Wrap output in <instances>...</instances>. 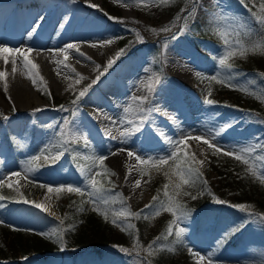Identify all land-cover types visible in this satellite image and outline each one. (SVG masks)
I'll return each instance as SVG.
<instances>
[{
    "label": "rangeland",
    "instance_id": "374dc122",
    "mask_svg": "<svg viewBox=\"0 0 264 264\" xmlns=\"http://www.w3.org/2000/svg\"><path fill=\"white\" fill-rule=\"evenodd\" d=\"M96 2L95 5L98 7L90 8L96 13L95 19L105 20L110 24L109 31H103L99 35L100 39L113 41L109 44L114 53L110 57L114 58L116 53L124 47L132 49L115 59L111 67H108L107 63L101 64L97 69L91 65L95 68V71L90 74L93 80L88 78L89 81L88 79L80 81L75 86L67 88L66 91L59 90V83L52 87L40 86L38 88L40 96L36 95L35 99L37 103L46 107V111L27 112L22 117L11 119H5V117L15 115L16 107H13L10 112L0 111V180L3 179L4 185L13 190L23 203L30 204L36 201V204L42 206L38 209L44 214V217L29 218L25 221L18 218L11 219L4 214L0 216V220L7 219L14 227H21L33 234L54 233L50 218H58L59 208L65 204L70 194H75L67 191L49 193L47 188L41 185L53 187L76 185L84 188V177L73 172L69 167L68 153L73 151L78 144L84 143L85 138L87 142H94L97 147L86 149L82 151V154L92 156L93 151H102V156L107 157L106 163L115 173L113 180L126 198L132 212L143 207L150 200L152 191L140 170L143 164L136 161L135 156L129 159L125 155L126 157L123 156L126 161L124 165L127 167L120 168L114 159L115 155H112L116 148L115 142L124 138L116 133L106 135L93 132L80 123V119L75 118L76 116L89 117L95 111L97 107L89 102V99L100 95L99 91L102 94L105 93L103 97H108L109 91L102 87L103 82L118 75V69L131 62L132 57L139 52L148 62L150 77L159 76L160 82L155 85L158 88L177 86L173 85L171 76L165 68L167 56L177 55L178 49H181L185 52L182 58L193 59L194 63L191 64V71H193L185 76L186 81L182 88L183 95L191 102L192 108L184 109L181 103L173 102L171 106L164 104L160 111L162 115L159 120L158 117L154 118L156 121L154 125L151 124L152 128H146L143 124L142 133L139 132L126 139V143H130L129 149L135 154L145 159L168 157L173 151V146L180 140H184L183 144L178 145L177 156L180 164L188 167L184 161L193 158L203 161V164L194 163L192 166L202 173V180L206 181L204 185L208 193L215 195L219 181L217 174L209 167L211 147L204 143V139L198 141L195 137L205 138L224 151H237L248 145H264V114L247 107L249 104L247 99L251 92L264 93V83L260 81V78L256 80V77L248 71L235 67L233 59L238 55L228 61L233 65L232 69L222 68L218 64L219 57L223 56L226 51L224 39L232 42L237 39V32L241 34L246 30L253 31L257 17L264 15V9L260 7L264 4V0H244L243 3L241 0H148L146 6L138 5L133 0H96ZM182 9L186 10L183 16H187L188 11H192L193 15L187 21V30L179 34L177 39H172L173 35L180 33V29L184 27V19H177ZM221 13L229 19L221 22L219 20ZM110 17L117 19H110ZM165 27L170 30L160 31ZM200 30L204 35L199 33ZM122 33L126 35L119 36ZM137 33L142 40L137 39ZM120 39L124 41L123 46H120ZM165 42L168 44L167 49L163 48ZM185 48H187L186 51ZM174 65V61L171 60L170 68H174ZM197 73L200 75L197 76ZM213 75H218L227 83L211 80ZM64 76L71 78L68 75ZM97 77H99L98 81L93 84L92 81L97 80ZM89 84L92 86L87 94L73 104L72 101L76 99L79 92ZM240 87L248 89L249 92L239 89ZM167 91L171 92V90ZM161 97L166 102V93H163ZM206 98L212 99L215 103L212 105L204 103ZM236 98H239V103H236ZM257 100L260 99L257 98ZM262 102L264 104V101ZM61 106L67 111H62ZM167 106L169 111L175 112V115L167 114ZM161 116H164L165 120H162ZM65 119L71 122L69 126L63 124ZM169 120H178L176 122L178 124H173ZM226 125L231 126L225 127ZM62 127L64 128L63 133H61ZM169 128L175 130L168 131ZM217 132L220 135H216ZM113 136L116 139H112ZM46 147L47 153L42 154V150ZM78 150L81 149L78 148ZM56 152L63 153L56 163L45 162V155H52ZM220 154H223V151ZM37 155L41 156V160L33 165L37 170L31 173L26 172L25 162ZM258 156L264 157V148L257 149L247 157L250 161L248 167L251 172L259 171L264 165V159L257 160ZM128 168L131 169L130 174ZM13 173H20V175L15 176L12 175ZM137 179L142 181L139 187L134 186ZM37 187L40 192L34 193ZM210 210L219 218L216 231L218 238L229 233L236 222L243 223L244 245L235 252L218 251L212 244L203 242L201 237L203 233L200 235L201 238L194 237L195 222L192 218H181V226L186 229L182 240L198 243L190 250L191 258L196 263L200 264L197 254L206 258L204 263H207L209 253H211V260L215 262L221 257L251 262L263 257V253L257 248V241L264 229V223L249 216V213L253 211L251 207L247 206V210L242 211L237 207L215 201L211 204ZM202 224L203 230L206 231L213 225V221L212 219L203 220ZM167 227L164 234H166ZM174 241V234L167 240L161 239L157 243L165 245V250L151 256L147 251L142 253L141 250L139 255L136 251L124 253L127 264H143L141 259L146 264H162L166 260L167 248L172 247ZM147 257L155 261H149Z\"/></svg>",
    "mask_w": 264,
    "mask_h": 264
},
{
    "label": "trees",
    "instance_id": "16d2710c",
    "mask_svg": "<svg viewBox=\"0 0 264 264\" xmlns=\"http://www.w3.org/2000/svg\"><path fill=\"white\" fill-rule=\"evenodd\" d=\"M199 33L204 35L202 30ZM244 33H241L239 38L247 43H252L258 38L264 37V26L256 23L251 31L253 35L250 39ZM125 35L126 33L119 34L121 37ZM123 44L124 41L120 39V46ZM124 49H126L124 53L126 54L132 48L124 47ZM233 61L235 67L248 71L256 77V80L260 78V81L264 83V54L249 52L247 55L234 57ZM239 89L245 88L240 87ZM239 101V98H236V103ZM247 101L249 102L247 107L264 114V104L261 99L257 100L256 96L250 94ZM93 147H97L94 142H82L69 152L70 169L79 175V167H84L85 170L91 168L93 172L98 170L101 175L97 179L101 180L104 185V195L110 196L116 201L104 207H107L110 212L113 209L118 211L121 208H129L123 193L113 180V175L108 177L104 173V169L99 167L98 162L93 165L92 159H86V157L102 156V151L95 150L92 156L82 154V151ZM78 148L81 149V152ZM209 155V167L217 174L219 181L215 195L208 193L203 180H197L193 187L182 186L179 190L176 189L175 185L180 183L179 178L175 175L177 164L187 168L180 164L178 156L168 160L166 164L159 165V171L151 163L143 164L140 170L152 191V196L146 205L153 203L154 196L158 197V200L154 203L153 208H145L144 205L134 211L143 210V213L139 218H129L127 223L133 225L131 229L121 230L120 227L113 225L111 214L106 222L101 215L92 210V205L83 203L89 199L87 193L84 196L78 193L70 194L65 204L59 208V217L50 218L54 233H62L65 249L60 250L55 235L49 238L47 235L33 234L21 227H14L6 219L0 223V264H127L124 252L114 246L127 248L130 253H133L134 238L138 237L139 243L142 245L141 251L144 253L147 246L156 237L164 234L165 228L174 219L171 213L163 210L159 216L153 215L157 209L161 208V205L167 207L169 197H172L174 203L189 210L188 217L195 222L194 237H202L203 242L212 244L218 251L235 252L239 250L244 245L243 227L234 233L229 232L228 238L221 242L224 236L218 238L216 235L219 218L210 210L211 204L219 199L225 201V203H221L223 205H247L253 209L252 213L264 214V183L252 175L248 164H244L234 157L216 153L214 148L209 149ZM104 166L113 172L106 161H104ZM165 185H168V196L164 194ZM109 189L110 191H108ZM185 190L190 195L178 194ZM39 192L37 187L34 193ZM192 196L196 198L193 199ZM0 197H4V199H0V216L6 214L11 219L18 218L23 221L29 218L44 217V214L35 206L36 201L30 204L23 203L13 190L4 185L3 179L0 180ZM81 207L85 210L80 211ZM207 219H212L213 225L205 231L202 221ZM127 223L125 227H127ZM241 224L242 222H236L234 227ZM197 245L198 243L194 244L189 240H182L179 243L174 241L172 248H175V251L166 250V260L162 264H198L191 258L189 252ZM257 248L263 253V257L253 262L221 257L216 262L212 261V264H264V229L257 241ZM148 260L155 261L151 258ZM141 262L146 264L143 259Z\"/></svg>",
    "mask_w": 264,
    "mask_h": 264
},
{
    "label": "bare ground",
    "instance_id": "6f19581e",
    "mask_svg": "<svg viewBox=\"0 0 264 264\" xmlns=\"http://www.w3.org/2000/svg\"><path fill=\"white\" fill-rule=\"evenodd\" d=\"M89 3L97 4L96 0H88V3L85 0H0V47L13 50L19 48L22 52L27 53L28 59L38 66L30 71L31 66L29 65L28 68L24 66V57L20 53L14 51L0 53V70L6 69L7 71L5 79L0 80V111L10 112L13 107H16L17 110L15 115H8L7 118L22 117L27 112L37 113L34 111L35 109L46 111V107L37 103L35 99L36 95L40 96L38 92L40 86L52 87L59 83V90L66 91L67 88L76 85L81 75L84 79L80 81L88 78L93 80L90 74L101 64L107 63L109 57L114 54L110 45L105 43L108 40L99 38L103 31H109L110 24L105 20L95 19L96 13L90 9ZM34 28L35 31H33ZM67 44L77 45L80 51L90 59L80 57L74 50H70L69 59L64 60V53L59 50ZM28 49H32V51L28 52ZM184 54V51L178 49L177 55L166 57L165 68L171 76L173 85H177L175 88H172L174 86L163 88L155 86V92L149 94L141 84V81L146 84L147 78L150 77L148 62L139 52L132 57L131 62L118 69V75L103 82L102 87L109 91L108 97H103L105 93L102 94L99 91L100 95L89 99V102L97 107L95 111L89 117L76 116L75 118L80 119V123L86 125L93 132L106 135L110 132L120 136L124 129L130 127L126 123L121 124L120 120L125 115L124 108L126 106L135 107V101L131 100L132 96L149 95V100L143 105L146 110L151 109L145 113L147 119L144 126L146 125V128H152L151 124H155V117H158L159 120L164 104L171 106L170 104L173 102L181 103L184 109H191V102L183 95L182 88L186 81L185 76L190 75V72L193 71H191V64L194 63V60L183 59ZM4 56L8 57L7 65L4 62ZM12 60L16 61L17 70L15 73L11 71ZM58 60L62 63L58 64L56 62ZM171 60L175 63L174 68L169 66ZM91 65H94L95 68ZM57 72L60 74L57 75ZM36 73L39 75H35ZM64 75L71 78H65ZM33 79L36 80L35 84ZM167 90H171V92ZM163 93H166V102L161 97ZM150 106L152 108H149ZM168 106L167 114H174L175 112L168 110ZM128 118L135 119L136 117L129 114ZM161 119L165 120V117L161 116ZM177 121L169 120L176 125ZM142 130L139 132L142 133ZM173 130L175 129L169 128L168 131ZM115 143L116 148L113 153L117 154L114 159L120 168L127 167L124 165L126 163L124 158L127 151H131L130 143L122 142L121 139ZM121 149L125 151H120Z\"/></svg>",
    "mask_w": 264,
    "mask_h": 264
},
{
    "label": "snow or ice",
    "instance_id": "6c2138e0",
    "mask_svg": "<svg viewBox=\"0 0 264 264\" xmlns=\"http://www.w3.org/2000/svg\"><path fill=\"white\" fill-rule=\"evenodd\" d=\"M86 3H88V0H85ZM133 2H135L138 5H147L148 4V0H133ZM241 2L243 3L244 0H241ZM90 7H98L97 5L94 4H90ZM255 7V5H253ZM261 9H264V4L260 5ZM185 9L181 10V14L178 15L177 19L183 18L184 19V27L180 29V33L173 35L172 39H177L179 34H182L184 31L187 30V21L189 18L192 17L193 12L192 11H188L187 16H183V13L185 12ZM110 19H117L115 17H110ZM229 18H227L226 16H224L222 13L219 15V20L221 22L228 20ZM257 23L264 26V15H261L259 17H257ZM36 29L34 28L33 31H35ZM170 29L168 27L162 28L160 29V31H169ZM155 31V30H153ZM223 35V33H221ZM239 32L236 33L237 39H235L234 41L230 42L228 39H224V47L226 49L225 54L221 57H219L218 59V64L220 67L224 68H228V69H232L233 65L231 63H229L228 61L236 56V55H240V56H244L247 55L249 52H251L252 54H264V37H260L257 40H255L252 43H247L245 41H242L241 39H239ZM244 35L246 37H249V39L251 38V36L253 35L251 33L250 30H246ZM29 38H31V36H29ZM137 39L138 40H142V38L139 36V34L137 33ZM113 41L110 39L108 41H106L105 43L107 44H111ZM93 47H95L96 45H91ZM168 44L167 42H165V44L163 45L164 49H167ZM70 50H74L75 53L80 56V57H84L85 59H90L89 57H86V55L84 53H82L80 51V49L77 47V45L75 44H67L63 49H60L59 51H61L62 53H64V60H68L69 59V52ZM10 51H14L16 53H20L23 57H24V61H25V67L28 68L29 65L30 67V71L31 69H36L38 66L33 63L31 60L28 59L27 53L22 52L21 49L17 48V49H9L7 47H0V53H8ZM32 49H28V52H31ZM126 49H121L119 50L118 53H116L114 58H111L108 60L107 62V66L111 67L112 64L114 63L115 59H118L120 55H123L125 53ZM4 62L5 65L8 64V57L4 56ZM58 64L62 63V61H56ZM13 64V67L11 69L12 73L16 72V61L12 60L11 62ZM147 71V70H146ZM60 73L57 72V75H59ZM7 75V71L5 70H0V80L5 79ZM35 75H39V73H36ZM200 73H197V76H199ZM43 78L41 77V80ZM84 77L81 75L80 76V80H83ZM99 77H97V80L92 81V83H96L98 81ZM80 80H77V83L80 82ZM211 80L217 81L218 83H227V81L221 80L219 78L218 75H213L211 77ZM160 82V78L159 76H153V77H148L147 78V83L144 84V81H141V84L144 85V87L146 88V91L149 94H152L155 92V85L158 84ZM33 83H36V80L33 79ZM254 83V82H253ZM91 84H89L87 87H85L82 91L79 92L78 96L76 97L75 100L72 101L73 104L77 103L82 97H84L88 90L91 88ZM229 86H232L229 84ZM243 91L245 92H249L248 89H243ZM48 95H50V93H47ZM250 94L256 96V98L261 99L262 101H264V93L261 94H256L255 92H251ZM10 99V98H9ZM132 101H135V107L133 108L132 105L126 106L124 108V113L125 115L121 118L120 123L121 124H128L130 125V127L126 128L124 131H122L120 133V136L122 138H124L122 140V142H126V139L132 135H135L137 132H139L145 122V120L147 119V116L145 115V113L147 111H151V109H145L143 107V105L149 100V95H145V96H132L131 97ZM204 103L208 104V105H212L215 102L212 99L206 98ZM61 110L62 111H67V109H65L63 106H61ZM34 111H42V109H35ZM129 114H131L133 117H136L135 119H129L128 116ZM74 115V113H73ZM5 119H7V117H5ZM113 123H115V121H113ZM63 124L65 126H69L71 124V122L67 119L64 120ZM231 125H226L225 127H230ZM223 131V129H222ZM64 132V128H61V133ZM108 135H111L110 132L107 133ZM216 135H220L219 132L216 133ZM112 139H116L115 136L112 137ZM196 140H201L204 139V143L207 144L209 147L214 148L216 153H220L221 151H223V154L226 156H233L236 160L243 162L244 164H249L250 161L249 159H247V157L252 154L253 152H255L257 149H262L264 148V145H260V144H255V145H248V146H244L239 148L237 151H224L222 150L220 147H218L217 145L211 143L209 140L202 138V137H195ZM85 143H87V140L85 138ZM171 143V141H170ZM184 140H180L179 142H177L176 145L173 146V151L170 153V155L168 157H158V158H142L141 156H139L138 154H135L132 151H127V156L128 157H133L135 156L136 161L144 164V165H148V164H152V166L159 171V165L161 164H166L168 162V160L172 159L173 157H177V152L179 151V144H183ZM48 149L47 147L45 149L42 150V154L47 153ZM120 151H125L124 149H121ZM117 153H112V155H115ZM63 153L62 152H56L55 154L52 155H45V162L50 161L51 163H56L61 157H62ZM86 159H92L93 161V165H95L97 162L99 164L100 168L104 169V173L110 177L112 175H115L114 172H110L109 169H107L104 166V161L107 159V157L105 156H99V157H86ZM178 159V157H177ZM257 160H261L264 159V157H256ZM41 160V156L37 155L35 157H33L31 160L26 161V172L31 173L35 170H37V168H34L33 165L37 162ZM184 163L188 166L187 168H183L181 167L179 164H177L176 166V172L175 175L179 178L180 183L176 184L175 187L177 190H179L182 186H188V187H193L196 184L197 180H202V173L200 172V170L198 168L193 167L192 165L195 164H203V161H197L191 159L188 160L186 159L184 161ZM43 166V165H40ZM79 172L80 174L84 177L85 180V185L84 188H81L80 186H76V185H59V186H50V185H41V187H45L47 188V191L49 193L55 192V193H61L63 191H67L69 193H78L81 196H84L85 193H87L89 199L87 201H84L83 203H88L90 205H92V210L97 212L99 215H101L104 220L107 222L108 218H109V214H111V216L113 217L111 223L113 225H116L118 227L121 228V230H128L131 229L133 227V225L131 223H127V221L129 220V218H139L141 216V214L143 213V210H141L140 212H132L130 210V208H121L120 210H111V212L109 211V209L107 207L104 206H108L111 203H115L116 201L113 200L110 196H106L104 195L105 189H104V185L101 182V180L97 179L98 176L101 175V173L97 170L95 172L92 171L91 168L85 170L84 167H79ZM251 170V169H249ZM131 173V169H129V174ZM12 175L15 176H19L20 173H13ZM252 175L257 177L261 183H264V165L261 166V169L259 171H252ZM194 177V178H193ZM125 179H128V176L126 175ZM110 182V181H109ZM203 183L206 184V181H203ZM141 184V181L139 179L135 180L134 182V186L135 187H139ZM165 188V196H168V192H167V188L168 185L164 186ZM110 191V189L108 190ZM178 194H182V195H190V193L185 190L182 193H178ZM193 199H195V196H192ZM0 199H4V197H0ZM126 200V198H125ZM158 200V197H153V203H150L148 205H145V208H153L154 207V203ZM27 202V201H25ZM217 203H225V201L216 200ZM37 208H41L42 206L39 204L35 205ZM234 207H237L239 209H241L242 211H246L247 210V206L245 205H234ZM85 209L83 207L80 208V211H84ZM167 211L169 213H171V215L173 217H175V219H173L166 230V234H162L161 236H158L155 238V240L150 243L147 246L146 251L148 252V254L154 255L156 252H163L166 248L165 245L163 244H158L157 242L160 241L161 239L167 240L169 236H172L174 234L175 237V242L179 243L182 241V238L184 236V233L186 231V229L184 227L181 226V218L186 219L189 215V210L183 208L181 205H178L176 203L173 202L172 197L168 198V203H167V207L165 208L163 205H161V208L157 209L153 215L154 216H159L161 214V211ZM250 217L259 219V221L261 223H264V214H254V213H249ZM119 222V223H118ZM0 223H2V221H0ZM127 223V227H125V224ZM243 227V223L241 225H238L236 227H234L233 229H230L231 233H234L236 231H239L241 228ZM41 235H47L49 238H51L53 235L56 236V242L59 244L60 246V250L63 251L65 249V245H64V241L62 238V233H41ZM228 233L225 234V236L223 237V240H226L228 238ZM114 247H118L119 250L121 252L124 253H130V250L127 248H123L121 246H114ZM134 251H136V254L139 255L140 254V250H141V245L139 243L138 237L134 238V242H133V249ZM167 251L169 252H174L175 248L172 247H168ZM199 257V261L200 264H204L205 261V257L204 256H199V254H197ZM26 259V258H25ZM207 264H212V260H211V253L208 254L207 257Z\"/></svg>",
    "mask_w": 264,
    "mask_h": 264
}]
</instances>
